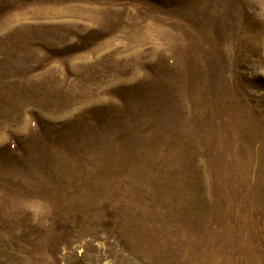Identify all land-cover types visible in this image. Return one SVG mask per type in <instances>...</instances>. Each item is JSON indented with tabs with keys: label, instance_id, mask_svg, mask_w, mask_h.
I'll use <instances>...</instances> for the list:
<instances>
[{
	"label": "rangeland",
	"instance_id": "rangeland-1",
	"mask_svg": "<svg viewBox=\"0 0 264 264\" xmlns=\"http://www.w3.org/2000/svg\"><path fill=\"white\" fill-rule=\"evenodd\" d=\"M0 264H264V0H0Z\"/></svg>",
	"mask_w": 264,
	"mask_h": 264
}]
</instances>
